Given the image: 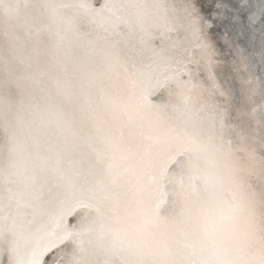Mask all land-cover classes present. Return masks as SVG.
Listing matches in <instances>:
<instances>
[{"label":"snow or ice","instance_id":"snow-or-ice-1","mask_svg":"<svg viewBox=\"0 0 264 264\" xmlns=\"http://www.w3.org/2000/svg\"><path fill=\"white\" fill-rule=\"evenodd\" d=\"M25 3L0 264H264V0Z\"/></svg>","mask_w":264,"mask_h":264},{"label":"bare ground","instance_id":"bare-ground-1","mask_svg":"<svg viewBox=\"0 0 264 264\" xmlns=\"http://www.w3.org/2000/svg\"><path fill=\"white\" fill-rule=\"evenodd\" d=\"M65 11L71 13L73 10L69 8ZM37 24V13L26 6L25 0H3L0 3V57L3 58L0 60V71H22V61L32 46L25 33L29 27L34 28ZM8 187L19 190L18 185Z\"/></svg>","mask_w":264,"mask_h":264}]
</instances>
